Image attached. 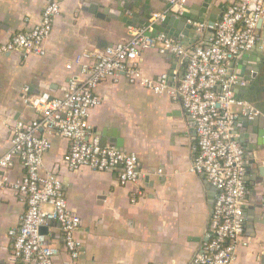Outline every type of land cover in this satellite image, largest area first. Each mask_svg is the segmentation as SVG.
Wrapping results in <instances>:
<instances>
[{"label":"crops","instance_id":"crops-1","mask_svg":"<svg viewBox=\"0 0 264 264\" xmlns=\"http://www.w3.org/2000/svg\"><path fill=\"white\" fill-rule=\"evenodd\" d=\"M118 2L69 0L54 23L45 57L26 59L16 52L0 58V157L10 151L16 123L39 118L23 103L26 87L32 95L49 92L62 96L69 80L78 76L77 69H67L78 55L93 54L95 59L106 47L129 41L139 29L107 20L104 9ZM131 3L138 6L134 12L141 14L137 26L169 7L167 0ZM45 6L46 0H0V44L35 27ZM222 9L219 0H190L185 15L189 21H199L201 15L205 21H218ZM165 26L168 33L179 35L175 42L183 47L208 44L210 33L200 35L187 28L175 14L155 27L157 36L167 38L161 31ZM160 48L158 43L141 55L139 70L154 81L166 75L168 88H177L186 61L169 52L163 54ZM260 56H264V30L257 47L242 54L229 69L230 75L247 84L244 89L236 87L237 98L261 112L254 120L241 117L234 129L247 169L243 208L248 247L240 248L236 264H264V67H260ZM98 94L101 105L89 118L92 134L100 138L103 147L136 154L142 177L138 184L122 185L118 172L88 168L72 172L66 163L69 142L52 134L44 172L62 180L70 211L81 220L77 238L82 243L79 258L72 259L60 225L50 223L43 235L60 252L55 264H191L209 242V221L217 198V190L206 177L191 172L199 153L192 117L169 93L156 94L135 86L125 75L101 82ZM24 174L19 158L12 169L0 171V176L13 181ZM24 211L17 191L0 190V264H18L9 233L19 226Z\"/></svg>","mask_w":264,"mask_h":264},{"label":"built area","instance_id":"built-area-1","mask_svg":"<svg viewBox=\"0 0 264 264\" xmlns=\"http://www.w3.org/2000/svg\"><path fill=\"white\" fill-rule=\"evenodd\" d=\"M67 1L46 0L40 22L30 31L0 44V58L16 52L26 59L45 57L54 23ZM167 1V11L154 13L146 26L133 31L129 41L106 47L95 59L93 54L78 55L67 66L70 71L77 69L78 76L69 80L62 96L54 97L49 92L32 95L29 87L24 89L23 103L39 118L16 123L10 151L0 157V171L12 169L16 158L21 159L25 169L23 177L16 181L7 175L0 176V190L17 191L25 204L19 226L9 233L18 264H55L60 252L41 233V228L52 222L60 225L71 258L78 259L81 254L82 243L77 238L81 220L70 211L62 180L44 172L52 134L60 135L70 144L66 157L70 171L88 168L118 172L122 185L140 182L138 156L103 147L89 124L91 113L101 105L98 94L101 82L118 80L121 75L131 84L156 94L169 93L181 102L195 123L199 153L191 172L204 175L217 190V198L209 221V242L191 264H236L240 248L248 247L243 208L247 169L245 153L234 129L241 117L254 120L261 112L237 98L236 87L245 88L247 84L230 75L229 69L237 58L259 44L260 31L264 30V0H219L223 9L217 23L189 21L200 35L213 31L208 44L189 49L164 36H150L156 26L167 21L169 14L183 16L190 0ZM158 43L161 53L169 52L186 61V72L177 88H168L166 75L154 81L139 70L141 55Z\"/></svg>","mask_w":264,"mask_h":264},{"label":"water","instance_id":"water-1","mask_svg":"<svg viewBox=\"0 0 264 264\" xmlns=\"http://www.w3.org/2000/svg\"><path fill=\"white\" fill-rule=\"evenodd\" d=\"M132 1L133 0L119 1L116 4V6H114V7L105 8L104 12H105V15L108 16L107 20H117V21H120V22H122V23H124V24H126L128 26L143 28L148 21L146 19L145 22L139 23L140 24L139 26H137L135 24L136 22H139V19L141 18V14L134 12V9L138 8V6H136L133 3H131ZM143 14H144V12H143ZM176 17H177V15H176ZM180 20H181L182 23L185 24V26H187V28H189L191 30L192 29L195 30V27L192 24L188 23V21L190 20L189 16L183 14V16L180 17ZM203 21H205V20H203V16L201 15L200 18H199V22H203ZM218 21L211 20L210 24L214 25ZM260 26H261V23H260L259 27ZM161 31L164 32L165 34H167V40L176 41V40L180 39L179 35L168 33L167 32V26H165L164 29L161 30ZM210 34H213V31H211ZM150 36L154 38V37L157 36V34L154 31L152 34H150ZM260 57H261L260 67L262 69L264 67V56H260ZM247 80L251 81L250 79H247ZM242 89H244V88H242ZM44 230H45V227L41 228V233L42 234H44Z\"/></svg>","mask_w":264,"mask_h":264}]
</instances>
